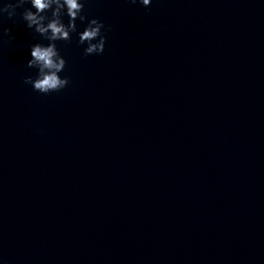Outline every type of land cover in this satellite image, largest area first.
I'll use <instances>...</instances> for the list:
<instances>
[{
    "label": "water",
    "instance_id": "water-1",
    "mask_svg": "<svg viewBox=\"0 0 264 264\" xmlns=\"http://www.w3.org/2000/svg\"><path fill=\"white\" fill-rule=\"evenodd\" d=\"M105 51L58 42L33 91L0 40V255L9 264H264V0H90Z\"/></svg>",
    "mask_w": 264,
    "mask_h": 264
},
{
    "label": "clouds",
    "instance_id": "clouds-1",
    "mask_svg": "<svg viewBox=\"0 0 264 264\" xmlns=\"http://www.w3.org/2000/svg\"><path fill=\"white\" fill-rule=\"evenodd\" d=\"M128 2L149 7L153 0ZM89 3L90 0H0V19L6 15L15 23L19 17L27 29L40 37L28 46L26 66L33 71L23 77L33 91L43 95L59 93L70 84V76L62 75L68 61L58 42L71 43L75 34L78 37L75 43L83 46L84 56L104 53L112 25L90 16L85 11ZM10 33L11 28L0 26V40L11 39ZM0 264H9V261L0 255Z\"/></svg>",
    "mask_w": 264,
    "mask_h": 264
}]
</instances>
